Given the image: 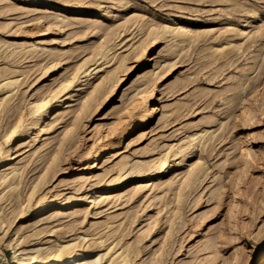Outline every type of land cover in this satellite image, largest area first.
<instances>
[{
	"label": "rangeland",
	"instance_id": "obj_1",
	"mask_svg": "<svg viewBox=\"0 0 264 264\" xmlns=\"http://www.w3.org/2000/svg\"><path fill=\"white\" fill-rule=\"evenodd\" d=\"M0 102V264H264V0H0Z\"/></svg>",
	"mask_w": 264,
	"mask_h": 264
},
{
	"label": "bare ground",
	"instance_id": "obj_2",
	"mask_svg": "<svg viewBox=\"0 0 264 264\" xmlns=\"http://www.w3.org/2000/svg\"><path fill=\"white\" fill-rule=\"evenodd\" d=\"M66 87H67V84L62 86L58 91H61V90L63 91L64 89H66ZM68 95L66 94V91L64 90L62 92V97L58 98L54 102V106L53 107L54 108L64 107V104L67 102L66 99H67ZM47 107H48V105L46 103V100H44V99H37V100L32 102L31 109H32V112L36 113V115H35V118L30 122V124L28 126L24 127V129H25L24 133L26 135H28L27 133H31L32 131L37 130L40 127V125L44 122L45 117L48 115L47 114V112H48L47 111ZM154 113H155V110L153 108H151L149 110V112H148V118L154 117L155 116ZM15 127H16L15 124H13L11 127H9L8 131L5 133L6 134V138H10V137H12L14 135ZM17 127H18V125H17ZM5 129H6V127H5ZM5 140H8V139H5ZM8 151H9V147L6 146L5 149L3 150V153H2L3 154V158L8 157ZM176 151H178V150L176 149ZM99 152H100V150L97 151V155H98ZM191 154H192V152H190L188 154V158L193 159V157H190ZM96 156H95V158H96ZM173 157L174 158L171 161L164 162V163L160 164V166H159L160 171H158V173L167 174L168 171L172 170V172H173V171H176L179 168V166L181 165V158H179L180 156L175 155ZM54 160H55V158H50L47 161L49 163H52V162H54ZM172 172H170V173H172ZM45 173L46 172H44V174ZM9 180L7 181L6 185L9 186V187H14L16 185V180L14 179L15 182L14 181H9ZM95 198H96V195L91 190V191L83 194L80 197V202H90V201L92 202V200L93 199L95 200ZM102 198H103V196H102ZM72 202H74V200H72ZM50 203L51 202H49V200H47V199L40 200L37 204H35L36 205L35 211H39V210L41 211L42 209H45L46 207H48L50 205ZM63 205H65V204H63V202H57V204H56V206H63ZM22 216L23 215L20 214V209L16 210V219H20ZM74 255H75V251H73L72 248L68 244H63L62 246L56 248V250L54 249L53 252H50L44 258H38L37 255H31L30 264H72L73 263V259H74ZM115 260H116V258H115ZM122 260H124V259L121 257V261ZM113 262H114V264L118 263V262H115V261H113ZM124 262H123V264H125ZM91 264H98L97 260L96 259L92 260Z\"/></svg>",
	"mask_w": 264,
	"mask_h": 264
}]
</instances>
